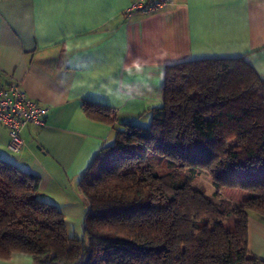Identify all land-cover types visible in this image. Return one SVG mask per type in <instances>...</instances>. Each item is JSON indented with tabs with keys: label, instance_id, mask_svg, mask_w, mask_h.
<instances>
[{
	"label": "trees",
	"instance_id": "obj_1",
	"mask_svg": "<svg viewBox=\"0 0 264 264\" xmlns=\"http://www.w3.org/2000/svg\"><path fill=\"white\" fill-rule=\"evenodd\" d=\"M247 55L167 66L162 101L146 128L117 133L82 175L84 233L37 176L0 158V259L38 264H264L249 251V219H264V78ZM114 125L111 107L85 105ZM209 176L212 195L192 183ZM246 192L240 204L222 198ZM233 219L234 229L227 228Z\"/></svg>",
	"mask_w": 264,
	"mask_h": 264
},
{
	"label": "crops",
	"instance_id": "obj_2",
	"mask_svg": "<svg viewBox=\"0 0 264 264\" xmlns=\"http://www.w3.org/2000/svg\"><path fill=\"white\" fill-rule=\"evenodd\" d=\"M131 2L0 0V87L13 79L48 109L43 127L22 130L19 153L0 125V158L37 176L66 223L84 217L79 183L98 153L150 123L167 66L247 55L264 78V0H174L128 18ZM90 103L111 107L114 125L89 117ZM249 216V251L264 260V219ZM0 264L38 263L18 253Z\"/></svg>",
	"mask_w": 264,
	"mask_h": 264
},
{
	"label": "built area",
	"instance_id": "obj_3",
	"mask_svg": "<svg viewBox=\"0 0 264 264\" xmlns=\"http://www.w3.org/2000/svg\"><path fill=\"white\" fill-rule=\"evenodd\" d=\"M173 3L174 0H132L125 15L130 18L135 13L151 14ZM47 113L48 109L32 100L13 79L0 87V125L8 130L10 151L21 152L24 147L22 130L28 125L43 127Z\"/></svg>",
	"mask_w": 264,
	"mask_h": 264
},
{
	"label": "rangeland",
	"instance_id": "obj_4",
	"mask_svg": "<svg viewBox=\"0 0 264 264\" xmlns=\"http://www.w3.org/2000/svg\"><path fill=\"white\" fill-rule=\"evenodd\" d=\"M150 123H151V121H150ZM150 123H148V125H150ZM113 145H114V143H113ZM192 186L195 188H202L209 195H212L215 191L209 176L206 174L197 175L195 177L194 182L192 183ZM221 195H222V198L228 199V200H230L236 204L242 203L245 199L244 191L239 189V188H227L221 192ZM84 222H85L84 217H82L81 219H70L66 223L68 235L72 236V237L73 236L82 237L83 233H84ZM234 224H235L234 220L231 219L227 223V228L229 230H232ZM233 259H234V257L232 256L229 259H226L223 264H227L228 260L233 261Z\"/></svg>",
	"mask_w": 264,
	"mask_h": 264
}]
</instances>
